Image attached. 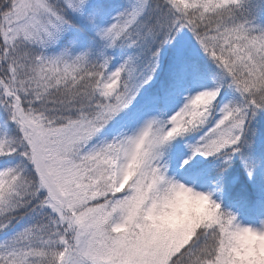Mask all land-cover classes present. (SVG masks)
Returning <instances> with one entry per match:
<instances>
[{"label":"snow or ice","instance_id":"snow-or-ice-1","mask_svg":"<svg viewBox=\"0 0 264 264\" xmlns=\"http://www.w3.org/2000/svg\"><path fill=\"white\" fill-rule=\"evenodd\" d=\"M109 8L108 0H0V233L21 214L29 218L0 240V264H58L50 254L65 248L73 249L71 264L121 257V264H184L183 252L142 236L96 247L105 239V205L85 176L99 179L111 153L142 143L153 126L177 135L151 153L146 179L163 180L169 159L178 175L182 165L183 174L197 173L199 156L228 164L264 110V43L247 38L238 14L217 13L208 0L198 14L182 0H127L110 19ZM225 88L238 98L222 102ZM193 133L200 135L187 155L178 142ZM77 148L84 149L78 163ZM21 169L32 179L18 185L12 177ZM72 184L81 191L61 199Z\"/></svg>","mask_w":264,"mask_h":264},{"label":"clouds","instance_id":"clouds-1","mask_svg":"<svg viewBox=\"0 0 264 264\" xmlns=\"http://www.w3.org/2000/svg\"><path fill=\"white\" fill-rule=\"evenodd\" d=\"M182 2L193 14L204 8V0ZM208 6L217 13L238 14L237 23L244 26L247 38L264 43V20L259 13L252 14V0H208ZM257 8L264 9L261 0H257ZM208 99L204 97L205 101ZM47 115L53 123L58 119L55 112L49 111ZM175 135V129L153 126L142 143L125 142L111 153L110 159L100 165L103 175L99 179L91 182L85 176L84 183L89 185L87 190L95 202L105 205L99 214L105 239L96 247H113L123 238L142 236L156 244L162 243L174 255L183 252L180 259L184 264H264V216L245 219L226 208L215 189L199 186L170 168L165 170L163 180L145 178L151 153ZM83 151L77 148L71 161L78 163ZM12 179L22 185L32 178L21 169ZM79 191L81 186L72 184L60 197L68 201ZM67 242L75 243L74 233L68 234ZM72 251L71 248L53 250L50 255L58 264H71ZM121 260L122 257L111 261L101 259L100 264H121Z\"/></svg>","mask_w":264,"mask_h":264},{"label":"rangeland","instance_id":"rangeland-1","mask_svg":"<svg viewBox=\"0 0 264 264\" xmlns=\"http://www.w3.org/2000/svg\"><path fill=\"white\" fill-rule=\"evenodd\" d=\"M127 0H108L110 5V16H115L119 11L123 9ZM261 3H264V0H261ZM114 7V8H113ZM252 14L257 15L259 13L260 18L264 20V10L257 8V0H252ZM191 38V42L197 48L199 45L195 42L194 38L191 37V33H188L185 39ZM126 51V50H125ZM115 55L117 60L114 61L115 64L120 62L121 50H116ZM175 55V49L171 53H165L166 57L171 58ZM202 56H204L202 58ZM201 61L209 67L212 71H216V66L210 61V59L202 51L199 53ZM187 95V94H186ZM233 98H238V93L233 89H224L222 102H227ZM260 113V111L258 112ZM13 126L12 130L9 131L10 134L15 135L17 132L16 125L9 122ZM200 133H193L184 140L179 141L185 144V141L190 139L191 143H195L199 138ZM264 149V123L258 122L254 117L249 121L248 131L245 135L244 142L241 145V151L236 153L231 162L225 164L223 159L219 156L216 157H204L199 156L197 160L199 162L198 167L199 173L195 174H183V165L181 161V167L179 169L180 176L189 181L196 182L199 186L213 188L217 192V197L223 201V204L226 208L236 211L241 214L247 220H255L258 217L264 216V205L262 201L258 200L255 197L256 189H259L260 195H264V163L262 159L260 162L263 164H256L255 160H258L259 154L263 152ZM175 150V143L173 145V151ZM185 153L190 155V150L186 147ZM187 155L184 157L187 158ZM170 170L176 168L172 165L171 159H169ZM246 165H250L252 168V174L249 175V169ZM4 163L0 162V167H3ZM224 172H219L220 169ZM207 169H210L206 171ZM177 174V169L175 171ZM259 177V181L255 180L256 177ZM246 200H250V208L253 210L254 205L258 207L257 212L248 211V206H243L246 203ZM258 203L254 204L253 201ZM28 223V219L24 222Z\"/></svg>","mask_w":264,"mask_h":264},{"label":"trees","instance_id":"trees-1","mask_svg":"<svg viewBox=\"0 0 264 264\" xmlns=\"http://www.w3.org/2000/svg\"><path fill=\"white\" fill-rule=\"evenodd\" d=\"M109 9H110V8H109ZM263 10H264V9H263ZM251 11H252V13H253V10H251ZM253 15H255V14H253ZM203 57H204V56H202V58H203ZM255 118H256V120H257L258 122H263V123H264V110H261L260 113H257V115L255 116ZM12 128H13V126H12L11 124H9L8 130L11 131ZM178 143H179V142H178ZM187 143H191V140H190V139L186 140V141H185V144H184L183 142H181V145H180V148L183 149V152H184V153L186 152L185 149H186V147H187V146H186ZM260 159H262V163H264V149H263L262 154H261V153L259 154V158H258V160H255V161H256V164H259V163L262 164V163L260 162ZM262 165H263V164H262ZM221 168H222V167H220V169H218V171L224 173V172L221 170ZM199 169H202V168H199ZM208 170H210V169H207L206 171H208ZM171 171L175 173L176 168L172 169ZM198 173H199V172H198ZM255 180H258V181H259V177L257 176ZM258 191H259V189L257 188V189H256L255 197L257 198V201L260 200V201L263 202V203L261 204V205L263 206V205H264V195H260V194H258V193H259ZM257 192H258V193H257ZM252 201H253V200H252ZM257 201H253V203L256 204V203H258ZM250 203H251L250 200H246V203H243V204H245V205H243V206H248V207H249V208H248V211H250L251 213H252V212H255V213H256L258 207L260 208V206H256V205H254L253 210H252V209L250 208V205H248V204H250ZM27 219H29L27 216H23V214H21L20 217H18L16 220L13 221L12 225L9 227V229H8V231H7V234H6V233H0V240H3V239L6 238L7 235H11V234L14 233L15 231H18V230L22 229V228L24 227V222H25Z\"/></svg>","mask_w":264,"mask_h":264},{"label":"bare ground","instance_id":"bare-ground-1","mask_svg":"<svg viewBox=\"0 0 264 264\" xmlns=\"http://www.w3.org/2000/svg\"><path fill=\"white\" fill-rule=\"evenodd\" d=\"M114 8V7H113ZM109 11H110V9H109Z\"/></svg>","mask_w":264,"mask_h":264}]
</instances>
